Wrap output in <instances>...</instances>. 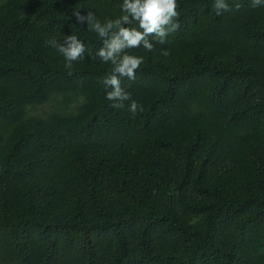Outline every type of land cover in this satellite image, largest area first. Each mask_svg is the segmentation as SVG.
Returning a JSON list of instances; mask_svg holds the SVG:
<instances>
[{"label":"trees","instance_id":"1","mask_svg":"<svg viewBox=\"0 0 264 264\" xmlns=\"http://www.w3.org/2000/svg\"><path fill=\"white\" fill-rule=\"evenodd\" d=\"M237 2L177 0L167 43L130 50L133 117L73 14L122 0H0V264H264V7ZM68 35L72 75L45 44Z\"/></svg>","mask_w":264,"mask_h":264},{"label":"clouds","instance_id":"2","mask_svg":"<svg viewBox=\"0 0 264 264\" xmlns=\"http://www.w3.org/2000/svg\"><path fill=\"white\" fill-rule=\"evenodd\" d=\"M241 6L239 2L229 5L227 0H214L213 4L218 16L223 12L238 11ZM250 6L264 7V0H251ZM177 8V0H122L121 14L115 18L101 21L92 11L73 13L77 22L86 24L88 30L102 42L96 56L110 65L101 82L110 89L106 92V99L112 102V107L123 109L125 101H130L128 111L133 117L143 111V105L133 100L121 85L123 77L135 81L136 71L144 63L143 56L131 54L130 50L142 47L148 52L155 51L150 37L161 45L167 43L168 36L180 27ZM45 44L62 54L69 75L73 74V63L85 56V45L76 35H68L63 43L53 38L46 40ZM160 51L164 56L170 54L167 49Z\"/></svg>","mask_w":264,"mask_h":264}]
</instances>
